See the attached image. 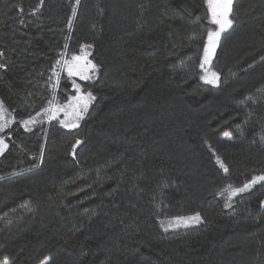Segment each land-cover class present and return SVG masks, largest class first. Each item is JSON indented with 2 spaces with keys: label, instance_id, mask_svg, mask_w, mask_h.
Wrapping results in <instances>:
<instances>
[{
  "label": "trees",
  "instance_id": "1",
  "mask_svg": "<svg viewBox=\"0 0 264 264\" xmlns=\"http://www.w3.org/2000/svg\"><path fill=\"white\" fill-rule=\"evenodd\" d=\"M208 16L205 0H0V101L13 119L0 259L264 264V184L225 199L264 174V0H234L218 86L200 79ZM89 44L99 71L81 86L96 100L80 128L40 121L74 94L65 73L53 92L57 60ZM196 212L203 223L161 226Z\"/></svg>",
  "mask_w": 264,
  "mask_h": 264
},
{
  "label": "snow or ice",
  "instance_id": "2",
  "mask_svg": "<svg viewBox=\"0 0 264 264\" xmlns=\"http://www.w3.org/2000/svg\"><path fill=\"white\" fill-rule=\"evenodd\" d=\"M205 3L209 13L208 18L213 25H216V29H210L206 33V44L203 47L202 61L199 63V68L203 71V75L200 79L207 84L218 86L220 76L218 72L213 70L212 61L220 45L222 34L233 25L231 16L234 0H205ZM40 4L42 6L43 0H40ZM76 4H79V0H76ZM38 10L39 9H37V11ZM73 14L75 13L73 12ZM69 28H71V22H69ZM90 48H92L90 44L82 46V54L73 55L70 59L65 58L66 54H63L61 58L57 60L55 65L56 70L53 71V77H55L53 92H55L60 85L61 74L66 72L68 78L71 79L74 94L69 98L68 103L63 105L56 102L55 98H53V100L49 101V107L45 109V114L48 116L49 120H55L58 119L62 112L66 119L61 121V124L62 127L66 129L74 130L80 128V121L85 118L92 103L96 100V96L93 95L91 91H85L81 84L77 83L76 79H73L74 77H78L81 81H92L95 74L99 71L98 66L88 58L91 55L88 51ZM0 56H3L2 52H0ZM2 67H4V65H0V68ZM6 111L3 101H0V132L4 131V129L9 126V122L4 119V113ZM38 122L36 118H31L24 120L22 123L26 130L31 131L30 126ZM224 135L231 138L230 134L227 132ZM81 143L80 140H76L73 145V155H75L76 146ZM8 148L9 145L4 139L0 138V156H3L5 152L8 151ZM217 163H219L225 173L229 171L218 157ZM257 184H264V174L253 176L249 181L244 182L242 186L233 187L229 185L227 189L229 192V203L226 204V207H231L230 201L232 198L241 193L250 191ZM200 223H203V219L200 213L196 212L193 215L176 216L167 221L162 220L161 226L164 227L165 231H168L170 228L188 227L189 225ZM0 264H12V262L5 256L0 259ZM45 264H47V262H45Z\"/></svg>",
  "mask_w": 264,
  "mask_h": 264
},
{
  "label": "rangeland",
  "instance_id": "3",
  "mask_svg": "<svg viewBox=\"0 0 264 264\" xmlns=\"http://www.w3.org/2000/svg\"><path fill=\"white\" fill-rule=\"evenodd\" d=\"M214 27H215V29H216V25H214ZM214 29V30H215ZM229 30V29H228ZM227 30V31H228ZM225 33V32H224ZM223 33V34H224ZM222 34V35H223ZM218 49V48H217ZM216 53H217V50H216ZM82 53H80L79 55H81ZM71 57H69V58H67V59H70ZM89 59H90V57H88ZM215 58V57H214ZM214 58H213V60H214ZM91 60V59H90ZM213 62V61H212ZM203 72V71H202ZM65 73V75L67 76V73L66 72H63L62 74H64ZM61 74V75H62ZM95 76H96V74H95ZM94 76V77H95ZM73 79H76V82L77 83H79V84H83V83H86V82H88V81H81V80H79V78L78 77H74ZM69 81H70V84H71V86H72V82H71V79L69 78ZM212 86H215V85H212ZM72 90H73V92H74V89H73V87H72ZM59 103V102H58ZM68 102H65V103H59V104H61V105H63V104H67ZM7 110V109H6ZM4 119L5 120H7L8 122H9V126L8 127H6L5 129H4V131H2V132H0V138H2V139H4L5 140V137H4V133L7 131V129L8 128H10V126L12 125V121H13V119H12V117H11V115L9 114V112L8 111H6L5 113H4ZM64 119H66L65 117H64V115H63V113L61 112L60 113V115H59V117H58V119H55V120H57V121H60V123H61V121H63ZM55 120H49V118H48V116L45 114V111L42 113V115L40 116V121H47V122H51V121H55ZM80 124H81V121H80ZM32 126V125H31ZM6 142V141H5ZM258 185H260V184H257V185H255L250 191H248V192H244V193H241V194H239L238 196H240V195H244V194H246V193H249V192H251L256 186H258ZM228 196H229V192L227 191L226 192V195H225V199H226V201L227 202H229V200H228ZM237 197V196H236ZM235 198V197H234ZM234 198H232V199H234ZM194 225H197V224H193V225H189L188 227H190V226H194ZM182 228H186V227H182Z\"/></svg>",
  "mask_w": 264,
  "mask_h": 264
}]
</instances>
